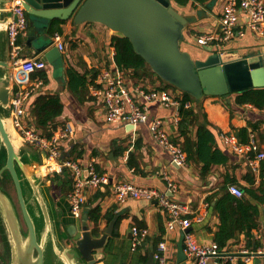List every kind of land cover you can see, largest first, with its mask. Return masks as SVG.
I'll return each instance as SVG.
<instances>
[{"label": "crops", "instance_id": "crops-1", "mask_svg": "<svg viewBox=\"0 0 264 264\" xmlns=\"http://www.w3.org/2000/svg\"><path fill=\"white\" fill-rule=\"evenodd\" d=\"M10 6L11 3L9 8ZM222 7L223 0H212L197 8L178 7L179 12L189 20L181 43L182 49L189 52L194 59H201L212 52L227 54L231 58L264 55V33L259 35L246 27L248 20L242 12L240 17L244 27L240 25L235 37L219 51L215 49L208 52L198 45V36L220 31ZM30 25L28 17V31L21 39L22 53L23 50H28L30 54L26 53L24 57H35L44 61L46 60L45 54L52 53L53 61H45L48 81L43 90L39 92L60 95L64 111L56 120L55 125L58 131L70 129L68 139L64 140L60 147L61 159L79 161L85 167L88 164H94L98 173L108 174L110 179L107 186L87 192V203L84 209V212L88 214V209L97 206L100 208L102 217L97 224L101 232L114 218H117L110 241L102 251L105 258L101 262L105 264H146L156 253L158 244L167 241L171 263H187V259L179 262V242L183 236L182 231L180 229L173 232L167 231L168 215L155 202L128 200L123 204L118 203L114 194V185L119 182H133L139 187L155 188L171 200L188 206L191 211L188 217L193 220L190 230L200 243L208 245L215 242L214 235L218 230L220 220L213 208L208 206L206 198L220 192L230 182H234V185L242 191L245 188L264 189V159L257 160L256 154L252 155L251 159L236 155L224 146L221 139L223 134H234L240 143H243L239 138V130L247 128L249 134L255 135L260 150L264 153V110H259L249 104H237L236 98L239 94L205 97L201 101V112L206 115L210 124L209 128L216 137V149L227 157V163L213 166L210 173L203 177L201 175L202 163L188 161L185 167L174 164L171 157L153 140L148 125L107 124L105 109L93 95L94 85H89V92L80 99L74 97L69 91L67 69L70 66L79 73H88L89 76L96 71L100 72L101 76L106 71L113 76H121L136 102H143L136 92L137 89L152 91L160 88L161 84L155 78L135 81L130 77L132 72L126 73L117 69L114 63V50L111 47V39L116 34L100 24L75 26L72 18L62 21L61 34L67 49L64 53L60 52V57L59 50H55L58 48L54 44L48 46L42 54L32 50L34 46H38L37 42H33L31 48L27 45ZM32 29L37 35L44 33L42 26ZM45 34L52 39L47 31ZM61 59L63 60V73L60 77L55 73L54 63ZM42 73H36L34 77L41 78ZM170 92L177 105L151 104L149 122L156 119L161 120L173 140L177 136L182 94L179 91L170 90ZM181 142L182 139L179 142L180 146ZM20 146H24L26 150L32 151L35 155V158L32 157L34 161L30 162L37 182L35 184L38 186L35 189L40 188L48 200L54 219L60 227V234L61 232L67 233V229L74 224L80 228L82 217L80 220L75 219L70 212L68 197L73 189L71 173L68 170H63L62 173L52 172L51 168L56 166L55 160L28 144H20ZM26 178L30 184L26 182L25 191L29 192L31 181L28 174ZM27 196L30 198L28 193ZM256 204L259 208L258 228L252 231L250 238L242 233L236 240L231 241L227 253L236 254L244 249L249 254L250 263H246L240 257L235 264H257V261L264 264V256L255 255L257 250L264 248V202L263 204L256 202ZM111 214L112 220L107 223L105 216L109 217ZM88 221L92 228L96 225L89 219V214ZM133 227L148 230V237L135 250L132 249ZM68 240V246H70L74 240L70 237ZM208 264L219 263L211 260Z\"/></svg>", "mask_w": 264, "mask_h": 264}, {"label": "water", "instance_id": "water-1", "mask_svg": "<svg viewBox=\"0 0 264 264\" xmlns=\"http://www.w3.org/2000/svg\"><path fill=\"white\" fill-rule=\"evenodd\" d=\"M11 1L0 0V264H97L105 258L102 251L117 218L101 232L98 224L90 226L84 212L80 228L74 224L60 234L48 200L40 188L35 189L38 186L30 166L35 155L24 146H16L8 130L13 84L6 23ZM22 1L31 22L27 45L31 48L37 42L32 49L36 53H44L53 44L45 34L52 21L72 18L75 26L100 24L129 39L154 74L198 102L264 87L262 54L231 58L208 47L205 50L212 53L194 59L184 51L181 43L189 20L175 8L173 0ZM40 26L44 33L37 35L32 28ZM51 55L45 54V61L52 62ZM26 174L31 181L29 192L25 191L26 182L30 184ZM68 236L74 240L70 246ZM183 241L184 236L179 242V262L187 259ZM146 264H154V256Z\"/></svg>", "mask_w": 264, "mask_h": 264}, {"label": "built area", "instance_id": "built-area-1", "mask_svg": "<svg viewBox=\"0 0 264 264\" xmlns=\"http://www.w3.org/2000/svg\"><path fill=\"white\" fill-rule=\"evenodd\" d=\"M241 12L248 20L246 27L262 35L264 33V0H223L220 31L198 36L197 43L205 49L211 47L212 51L215 49L219 51L235 37L240 25L244 27V24H241ZM6 28L10 47V78L13 84L8 122L19 137L21 144H28L56 161V166L51 168L52 172L62 173L63 170H68L71 173L73 189L68 197L70 212L75 219L80 220L87 203V192L107 186L110 179L108 174L98 173L94 164H88L85 167L79 161L61 159L60 147L64 140L68 139L69 128L60 130L58 134L51 137L43 136L36 130L30 114L31 100L39 91L43 90L45 82L34 75L45 72L47 63L39 58L22 56L23 48L19 39L28 31V16L22 0H12ZM52 42L60 52L66 51V44L61 33H54ZM98 83L99 87H92V92L105 109L107 124L116 126L148 125L153 140L171 157L172 162L179 167L187 166V155L179 144L173 142L163 122L159 119L149 122L151 104L177 105L170 91H145L140 88L136 92L143 102H136L121 76H113L106 71L102 73ZM221 139L224 146L236 155L251 159L252 155L256 154L257 160L264 159V153L261 152L253 133L250 134L247 143H240L234 134H223ZM229 191L237 197L244 195V192L235 185L230 186ZM114 194L120 204L128 200L157 203L161 210L168 215L167 231L173 232L176 229L182 231L184 253L189 264H208L211 260H216L219 264H235L240 257L246 263H250L249 254L244 249L236 254H222L215 242L209 245L200 243L190 230L193 220L188 217L191 213L189 207L171 200L157 189L139 187L133 182H119L114 185ZM147 237L148 230L133 227L132 249H137ZM168 253L167 241L159 243L154 254V264H172ZM255 255L264 256V248L257 250Z\"/></svg>", "mask_w": 264, "mask_h": 264}, {"label": "trees", "instance_id": "trees-1", "mask_svg": "<svg viewBox=\"0 0 264 264\" xmlns=\"http://www.w3.org/2000/svg\"><path fill=\"white\" fill-rule=\"evenodd\" d=\"M211 1L173 0V3L178 10V7L186 6L197 8L199 5L202 6ZM61 23L62 21L60 20L52 21L46 31L51 36L56 32L61 33ZM21 39L22 37L19 39L20 44ZM111 47L114 50V63L117 69L121 72H132L130 77L133 80L142 81L147 80V78H155L161 84L158 91L172 90L181 92L152 72L144 59L135 53L129 39L115 35L111 39ZM67 75L69 80L68 89L77 99H80L81 96H85L89 92V85H94L95 88L99 87L96 82L101 77L100 72L96 71L89 76L88 73H79L74 67L70 66L67 69ZM40 77L47 83L48 77L46 72H43ZM181 94L180 119L177 126V136L173 139V142L179 144L180 139H182L181 146L187 155L188 161L202 163L201 175L204 177L210 173L213 166L227 163V157L216 149V137L209 128L210 124L207 121L206 115L201 112V101L194 100L187 93L181 92ZM34 98L31 103L30 113L34 127L46 137L58 134L59 131L55 122L64 111L60 95L47 94L42 91L35 95ZM236 103L239 105L249 104L259 110H264V87L244 91L237 96ZM249 135L247 128L239 130V138L243 143L249 141ZM232 185H234V182H230L220 192L206 198L208 206L213 208V211L218 215L220 220L218 230L214 235V241L222 254L229 252L230 242L236 240L242 233L247 238L251 237L252 231L258 228L257 217L259 215V208L256 202L260 204L264 202V189L245 188L243 191L244 196L236 197L229 191V187ZM88 214L89 219L95 224L102 217L98 206L88 209ZM105 218L107 223L108 221L110 222L112 214L109 217L106 215ZM98 231L96 230V233ZM97 264L105 263L100 261Z\"/></svg>", "mask_w": 264, "mask_h": 264}, {"label": "rangeland", "instance_id": "rangeland-1", "mask_svg": "<svg viewBox=\"0 0 264 264\" xmlns=\"http://www.w3.org/2000/svg\"><path fill=\"white\" fill-rule=\"evenodd\" d=\"M27 54H30L28 50H23L22 56H26ZM55 64V73L61 77V74L63 73V60H59L58 62L54 63Z\"/></svg>", "mask_w": 264, "mask_h": 264}, {"label": "bare ground", "instance_id": "bare-ground-1", "mask_svg": "<svg viewBox=\"0 0 264 264\" xmlns=\"http://www.w3.org/2000/svg\"><path fill=\"white\" fill-rule=\"evenodd\" d=\"M9 123V122H8ZM8 130L9 132L12 134V137H13V143L16 145V146H20L21 144V141L20 139L17 137V135L15 134V132L13 131L12 127L10 126V124H8Z\"/></svg>", "mask_w": 264, "mask_h": 264}]
</instances>
